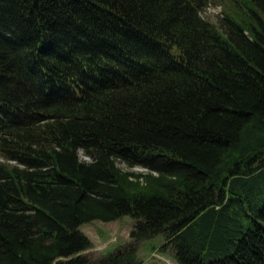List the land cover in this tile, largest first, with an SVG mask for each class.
<instances>
[{
	"label": "trees",
	"instance_id": "1",
	"mask_svg": "<svg viewBox=\"0 0 264 264\" xmlns=\"http://www.w3.org/2000/svg\"><path fill=\"white\" fill-rule=\"evenodd\" d=\"M213 1L0 0V264H264V0Z\"/></svg>",
	"mask_w": 264,
	"mask_h": 264
},
{
	"label": "rangeland",
	"instance_id": "2",
	"mask_svg": "<svg viewBox=\"0 0 264 264\" xmlns=\"http://www.w3.org/2000/svg\"><path fill=\"white\" fill-rule=\"evenodd\" d=\"M221 12V4L210 0L202 13L217 22L218 14ZM136 168H141L136 166ZM134 218L129 214H123L111 220L92 219L82 222L79 225L92 241L91 247L84 250L92 257L96 258L101 254L113 251L115 249L126 248L131 241L130 230L133 226ZM162 233H158L149 238L135 242L136 256L144 264H179L170 247L162 249L164 242Z\"/></svg>",
	"mask_w": 264,
	"mask_h": 264
}]
</instances>
